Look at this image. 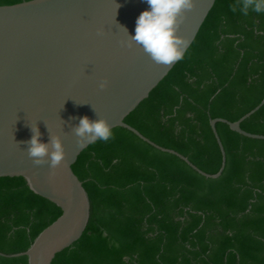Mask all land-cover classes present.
Masks as SVG:
<instances>
[{
    "label": "trees",
    "instance_id": "1",
    "mask_svg": "<svg viewBox=\"0 0 264 264\" xmlns=\"http://www.w3.org/2000/svg\"><path fill=\"white\" fill-rule=\"evenodd\" d=\"M235 2L215 0L183 59L124 119L208 174L221 165L210 120L238 121L264 97V13H233ZM240 127L264 135V104ZM215 128L226 155L216 179L121 127L88 145L71 167L88 195V224L52 264H264V140ZM60 214L23 177H0V252L26 251Z\"/></svg>",
    "mask_w": 264,
    "mask_h": 264
},
{
    "label": "water",
    "instance_id": "2",
    "mask_svg": "<svg viewBox=\"0 0 264 264\" xmlns=\"http://www.w3.org/2000/svg\"><path fill=\"white\" fill-rule=\"evenodd\" d=\"M214 2L194 0L195 7L185 13L177 32L189 42L183 55ZM146 10L150 8L145 0H30L0 6V177H23L31 191L61 210L26 251L0 252V256H25L27 264H52L55 255L85 231L90 202L71 168L91 144L77 148L78 138L71 131L84 116L92 121L105 119L110 130L130 131L209 179L220 177L226 164L217 122L244 137L264 140V135L240 127L263 106L264 97L238 121L210 120L221 153L215 174L203 172L183 155L155 144L124 122L177 63L158 65L142 46H127L128 34L135 35L136 20ZM104 80L108 86L101 90L99 84ZM30 126L38 127L42 143L49 142V133L61 138L64 164L54 169L50 164H33L25 143L33 135Z\"/></svg>",
    "mask_w": 264,
    "mask_h": 264
},
{
    "label": "clouds",
    "instance_id": "3",
    "mask_svg": "<svg viewBox=\"0 0 264 264\" xmlns=\"http://www.w3.org/2000/svg\"><path fill=\"white\" fill-rule=\"evenodd\" d=\"M145 2L150 10L143 11L137 18L135 35H129L127 29L121 26L128 34L127 46L132 47L133 43L142 46L145 53L158 65L168 66L182 60L184 49L189 42L177 35V32L185 19V13L195 7L194 0H145ZM229 8L233 13L239 11L245 16L250 12L261 14L264 13V0H236ZM107 86V80L99 84L101 90ZM30 129L33 135L25 143L27 154L33 164L36 166L50 164L52 169L64 164L66 153L61 138L49 133V142L42 143L38 127L30 126ZM71 131L78 138L77 148H83L97 140L106 143L114 139V133L105 119L92 121L84 116Z\"/></svg>",
    "mask_w": 264,
    "mask_h": 264
}]
</instances>
